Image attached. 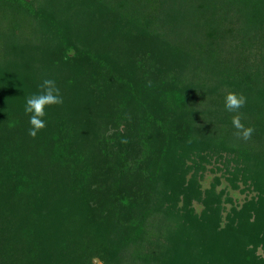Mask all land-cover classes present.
I'll list each match as a JSON object with an SVG mask.
<instances>
[{
  "label": "trees",
  "instance_id": "16d2710c",
  "mask_svg": "<svg viewBox=\"0 0 264 264\" xmlns=\"http://www.w3.org/2000/svg\"><path fill=\"white\" fill-rule=\"evenodd\" d=\"M97 1L106 9L116 12L117 16L125 19L124 22H128L131 27H141L150 34L158 30V20L166 18V11L156 13L153 10L152 0ZM196 1L197 4L193 6L190 0H183V5L179 7L172 3L167 13L168 23L171 22L169 28H177L179 16L183 17V24H187L189 19L187 25L191 26L192 18L199 16L203 11H212L215 14L222 7L223 11L233 8L241 24L236 35L240 37L239 42L244 50L253 55L252 65L244 64L239 67L238 62L235 64L237 60L231 63V60L221 59L212 48L202 51L199 58L204 65L203 69L199 66V69L193 68V85L189 88L191 91L188 89L192 96L200 92L201 99H205L207 93L213 92L219 82L224 84L228 93L243 94L247 97V103L239 110V114L246 127L261 130V133L254 137L255 143L251 141L252 138L246 142L235 137V129L231 123L235 113L225 110V97L221 98L222 101L215 109L208 110L213 121L208 119V122L203 124L200 129L202 133L196 135L199 136L198 140L192 142L193 138H190L192 150L197 148L198 143L207 142L221 153H226L223 156L226 160L223 172L230 175V178L225 179L231 182V187H236L235 182L239 174L243 181L256 178V174H264V142L260 144L258 140L260 134H264V0H220V4L219 0ZM244 6L247 8L240 10V7ZM86 7L88 8V2ZM17 11H21L22 16L27 13L34 15L31 3L26 0H0V18L6 21L8 27L18 29L20 19H17L14 13ZM204 23L208 24L206 21ZM11 28L8 30L12 33ZM57 33L53 37L54 42L66 49L68 45L62 31L57 30ZM215 33L218 34L217 31ZM57 71L61 73V70ZM4 72L0 70V257L6 256L9 262L19 260V263L25 264H49L51 257L44 251L48 253L50 246L55 244L52 247L58 253L51 263L58 260L60 264H64L70 256V249L65 247V243L78 245L91 237V241L99 246L97 250L106 260V264H264V260L256 256L259 246L264 252V188L258 202L262 212L258 224L251 232L242 230L238 224L239 228H235L240 244L234 245L237 238H232L235 234L233 221L236 211L233 210L231 218L226 216L227 228L219 230L223 210L220 200L225 192H215L220 183V180L215 178V183L210 189L202 191L206 202L202 199L199 180L202 179L201 172L205 168L201 162H195L189 167V178L184 177L183 171L176 176L181 183L172 190V196H158L154 192L134 195L115 201L109 206L103 198V193H100L98 203L101 205L70 219V213L76 212L82 203V200H76L71 192H75L73 188L78 187L81 192L86 191L88 196L92 194L91 183L84 184L85 176L83 179H80V176L94 172L93 163L99 160L103 150L106 154L108 151L105 146L103 150L100 149L99 141L108 144L109 137H97L93 129L89 133L84 132L85 127H90L88 118L80 121L72 117L54 118L49 117L50 115L44 117L46 130L39 132L35 138L31 137L28 134L29 116L24 111L25 96L35 94L39 89L31 87L32 81L25 77L26 74L22 76L23 72L10 74V78H4ZM71 72L79 79L75 86L76 93L70 97L64 96L66 99L63 100V105L69 111L74 109L76 94L84 95L85 89L88 95L91 81L103 85L100 80L107 79L106 76L111 77L110 74L103 75V72L97 80L82 70L81 63H77ZM55 79L53 76L54 81ZM163 88H154L152 84L145 86L144 99L148 98L152 106H144L145 112L149 108L151 112L145 115L143 130L144 134L148 133L146 130L149 126L157 125L161 133L172 134L171 140L178 128L179 131L184 129L178 126L171 128L169 119L165 120L164 114L175 113L177 109L185 106L186 99L180 94L174 97L177 93L175 91L178 90L171 88L173 90H163L160 98L154 101V94ZM59 110L52 106L46 108V113ZM138 113L139 117L142 116L140 111ZM248 115L256 116L253 122H248ZM171 119L176 122L178 118ZM7 120L11 122L7 123ZM79 121L87 124L82 128L83 136L94 135L98 140L90 138L88 146L84 145L83 140L79 138L81 130L75 129ZM197 126L196 123L193 124V130H199ZM145 136L141 143L143 151L140 155L141 162L148 163L153 152L149 149L147 134ZM179 144L178 142L176 146ZM182 146L184 150V144ZM36 152H40V156ZM231 163L234 164L232 171ZM72 168L76 170L74 175L70 172ZM4 174L10 178L9 183L3 180ZM245 174L248 175L245 177ZM15 177H18L17 180ZM26 177L31 179L29 185H25L22 180ZM189 194L195 201L203 200L206 205V210H203L200 216L191 214L193 210L190 207L192 202ZM152 196L156 198L159 207H151ZM228 201L231 202L230 199ZM163 202L168 203V207H160ZM179 202H183V213L176 210Z\"/></svg>",
  "mask_w": 264,
  "mask_h": 264
},
{
  "label": "rangeland",
  "instance_id": "374dc122",
  "mask_svg": "<svg viewBox=\"0 0 264 264\" xmlns=\"http://www.w3.org/2000/svg\"><path fill=\"white\" fill-rule=\"evenodd\" d=\"M26 1L31 3L34 15L27 13L22 16L21 11L14 12L17 19H20L18 29L8 27L6 21L0 18V70L5 71L4 78H10V74L16 75L23 72L22 76L26 74L25 77L32 81L33 86L31 87L35 86L40 90L39 86L43 80H53L55 76L56 85L65 100L64 96H73L77 90L75 86L79 78L71 72L77 63H81L82 70L97 80L101 77L100 73L105 72L103 75H111V77L106 76L107 79L100 80L103 85L91 81L88 95L85 89L84 95L76 94L73 110L69 111L62 104L55 106L60 109L59 111L46 113L47 116L54 118L70 119L72 117L80 121L88 118L90 127L89 129L85 127L84 132L89 133L93 129L97 137L107 136L110 140L108 144L99 141L100 149L103 150L105 146L108 147L106 148L108 151L106 154L103 150L99 160H95L94 172L80 176V179L85 176L84 184L91 183L92 194L88 196L86 191L81 192L77 189L78 187L73 188L75 192L71 194L75 195L76 200L78 198L82 200V203L76 212L70 213V219L85 210L89 211L101 205L98 200L102 193L109 206L115 201L134 195L154 192L158 196H172V190L181 183L176 176L183 171L184 177L189 178L191 176L189 167H192L195 162H201L205 168L201 172L202 179L199 180L202 199L204 200L203 197H205L202 191L209 190L215 183V178L220 180L215 192H225L220 200L223 210L219 230L227 228L225 226L228 221L226 216L229 215L228 218H231L234 210L236 211L233 221L235 234L232 238L238 236L236 229L239 228L238 224L241 225L242 230L251 232L258 224L259 215L262 214L258 202L264 188V174H256V178L245 181L239 174L235 182L236 187H231V182L227 180L230 175L223 172L225 170L223 164L226 162L223 157L225 152L221 153L219 149L207 142L198 143L195 150L190 148V138H193L192 142L198 140L199 136L196 135L202 133L200 129L203 128V124H206L208 119L213 121L208 110L215 109L216 105L222 101L221 98L228 93L224 84L221 85L219 82L213 92L207 93L205 99H201L202 93L200 92L193 96L189 93L193 85L191 71L194 67L199 69L198 66L201 68L204 66L200 61L201 54L199 53L212 48L221 59L231 60V63L237 60L235 64L239 63V67L244 64L247 66L253 64V55L248 54L246 49L244 50L239 42L240 37L236 35L241 24L233 8L223 11L222 7L215 14L212 11H203L199 16L192 18L191 26L187 25L189 19L187 24H183L185 21L182 16H179L177 28L172 29L169 28L171 22L168 23V7L172 3L175 7H179L183 0H152L153 10L156 13L166 11V18L159 19L158 30L150 34L141 27H131L128 22H124L125 19L118 17L116 12L106 9L97 0ZM87 2L88 8L86 7ZM190 4L191 6L196 5L197 1L190 0ZM246 8V6L240 7V10ZM8 28L12 29V33ZM57 30L62 31L68 45L66 49L54 42L53 37L58 34ZM216 31L218 34L215 33ZM87 59L89 60L86 62ZM57 70H61V73L59 74ZM148 84H152L154 88L164 87L154 94V101L160 98L159 95L163 90L171 88L178 90L175 91L177 93L174 97L180 94L186 99L185 106L177 109L175 113L166 112L164 114V119L167 121L169 119L171 128L178 126L184 129V131H179L178 128V132H175L171 140L172 134L161 133L157 125L147 128L146 131L150 135L146 132L144 134L143 121L146 113L151 112L150 108L145 112L144 106L146 104L152 106L148 98L144 99L146 97L145 86ZM97 87L102 90L100 91ZM138 111L142 116H138ZM247 117H249V120L246 118L248 122H253L256 116L248 115ZM171 118L178 119L175 122ZM80 121L76 123L75 129L81 130L80 137L79 135L78 137L83 140L84 145L88 146L90 138L97 140L98 138L94 135L83 136L82 128L87 124L80 123ZM10 122L11 120H7V123ZM12 122L14 123L13 119ZM261 122H263L262 117ZM195 123L199 130H193ZM253 128L255 131L251 141L255 143L254 137L261 133V130L257 131L258 128ZM196 131H198L197 134ZM146 134L149 139L147 143L153 155L152 158L149 157L148 163L146 161L143 163L140 155L143 151L141 143L145 140ZM263 136L264 134H260L259 143L264 142ZM178 142L180 144L176 146ZM183 144L184 150H182ZM75 147L76 144H74ZM41 153L44 154L42 151ZM36 154L40 156V152ZM232 167L234 164L231 163V171ZM74 171H76L75 168H72L70 171L72 175L75 174ZM247 175L245 174V177ZM2 178L9 183L10 178L7 174H4ZM22 180L25 185H29L31 179L26 177ZM100 193L101 195L98 196ZM190 199L192 202L190 207L193 210L191 214L200 216L202 211L206 210V205L203 200L202 202L195 201L192 195ZM152 200L151 207L154 205L159 207L156 198L152 196ZM160 207L166 208L168 203L163 202ZM182 207L183 202H179L176 210L183 213L184 207ZM81 226L84 227L82 224ZM239 244L237 237L234 245ZM54 245L50 246L48 253L44 251L51 257L49 264H52V259L57 257L58 251L52 247ZM65 245L68 250L70 249V256L64 264L107 263L99 254L97 250L99 246L91 241V237L78 245L70 243H65ZM256 254L258 258L264 260V252L260 246ZM7 260L6 256L0 257V264H25L19 263V260L18 262ZM53 264H60V262L57 260Z\"/></svg>",
  "mask_w": 264,
  "mask_h": 264
},
{
  "label": "clouds",
  "instance_id": "9594fccd",
  "mask_svg": "<svg viewBox=\"0 0 264 264\" xmlns=\"http://www.w3.org/2000/svg\"><path fill=\"white\" fill-rule=\"evenodd\" d=\"M40 90L30 96H25V114L29 116L30 127L28 134L35 138L39 132L45 129L46 108L62 105L63 97L56 82L52 79H45L39 86ZM247 103V97L243 94L229 92L225 96V110L235 113L232 116V126L235 129L234 135L241 140L247 141L251 139L255 129L246 127L242 123V117L239 110Z\"/></svg>",
  "mask_w": 264,
  "mask_h": 264
}]
</instances>
